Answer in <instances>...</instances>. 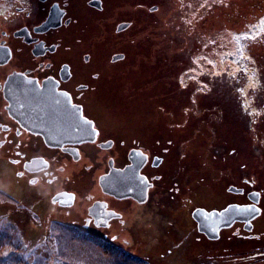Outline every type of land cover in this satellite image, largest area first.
I'll return each instance as SVG.
<instances>
[{
    "label": "flooded vegetation",
    "instance_id": "1",
    "mask_svg": "<svg viewBox=\"0 0 264 264\" xmlns=\"http://www.w3.org/2000/svg\"><path fill=\"white\" fill-rule=\"evenodd\" d=\"M152 8L138 0H0V196L21 210L63 212L76 220L70 231L106 250L139 258L124 246L140 231L146 253L167 245L176 264H201L203 240L209 249L264 240L254 232L264 223V177L257 189L231 163L212 164L219 185L216 175L201 177L209 153L177 125L182 76L171 77L175 68L163 61L153 67L151 54L138 57L137 43L152 42L140 33L143 24L152 29ZM203 184L219 202H199ZM231 205L260 214L230 221L216 239L200 231L196 210ZM247 251L259 255L247 264H264L263 249Z\"/></svg>",
    "mask_w": 264,
    "mask_h": 264
},
{
    "label": "rangeland",
    "instance_id": "2",
    "mask_svg": "<svg viewBox=\"0 0 264 264\" xmlns=\"http://www.w3.org/2000/svg\"><path fill=\"white\" fill-rule=\"evenodd\" d=\"M141 1L152 6L154 12L152 29L147 33L143 24L139 26L140 33L153 38L149 43H137L138 57L149 58L151 54L153 67H163V61L174 66L167 72L171 77L182 76L180 114L184 116L177 125L197 133L201 152L209 153L201 160V177L206 176L204 173L216 175L219 185L224 181L212 164L224 168L225 163H231L233 173L240 177L242 172V177L249 178L259 189L260 177H264V0H216L206 7L197 5L203 0ZM236 41L244 47L242 59L236 57L238 67L229 58L235 54ZM177 48L182 51L174 52ZM241 165H245L243 170ZM232 183L241 184L238 178ZM217 196L203 184L199 202L214 205L220 200ZM21 208V204L0 196V264H176L178 257L174 253L166 256L167 245L154 249L151 255L146 253L147 247L140 240L144 232L136 234L135 245H123L139 256L135 259L108 252L112 250H106L94 237L70 231L67 225L76 220L55 208L48 206L44 212L34 213ZM255 227L256 234L264 231L263 222H257ZM168 243L173 250V243ZM206 243L203 240L200 245L201 264L214 263L213 254L218 255L215 264H247L249 259L259 257L247 255L251 253L248 248L264 250V240L249 242L247 249L245 245L238 246V239L231 246L209 243L210 249ZM187 244L184 241L179 252L188 250Z\"/></svg>",
    "mask_w": 264,
    "mask_h": 264
},
{
    "label": "water",
    "instance_id": "3",
    "mask_svg": "<svg viewBox=\"0 0 264 264\" xmlns=\"http://www.w3.org/2000/svg\"><path fill=\"white\" fill-rule=\"evenodd\" d=\"M251 208V206L231 205L222 212H209L205 209H198L194 215L199 223L200 231L206 234L209 238L216 239L220 228L223 225L230 224V221L232 222L237 218H240L250 222L260 214V209L256 211V209Z\"/></svg>",
    "mask_w": 264,
    "mask_h": 264
},
{
    "label": "trees",
    "instance_id": "4",
    "mask_svg": "<svg viewBox=\"0 0 264 264\" xmlns=\"http://www.w3.org/2000/svg\"><path fill=\"white\" fill-rule=\"evenodd\" d=\"M236 43L237 44H235V48L233 47V51H235V54H233V55H230V59L232 60V62L231 63H233L235 66H237L238 67V62H237V60H239V58H241L242 59V54L244 53V47H243V45L241 44V43H239V41H236ZM236 57H238V59L236 60ZM237 62V63H236ZM241 67H242V65H241ZM71 239H73V240H78L77 238H74V237H72ZM108 252H115V251H108ZM109 254V253H108ZM116 254H123L124 256H127V257H132V258H134L133 256H130V254H128V253H120V252H116ZM110 255V254H109ZM136 259V258H135ZM123 262H120V264H122Z\"/></svg>",
    "mask_w": 264,
    "mask_h": 264
}]
</instances>
